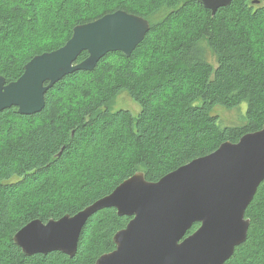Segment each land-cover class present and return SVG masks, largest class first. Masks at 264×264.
Returning <instances> with one entry per match:
<instances>
[{
	"label": "trees",
	"instance_id": "16d2710c",
	"mask_svg": "<svg viewBox=\"0 0 264 264\" xmlns=\"http://www.w3.org/2000/svg\"><path fill=\"white\" fill-rule=\"evenodd\" d=\"M120 10L151 25L130 57L111 53L93 71L68 75L36 115H0V264H96L132 218L115 209L91 217L74 258L28 257L14 237L34 220L76 215L136 173L158 182L264 127V0H234L215 16L199 0H0V77L17 81L76 26ZM123 93L140 106L137 116L113 111ZM243 103L241 127L222 128L212 115ZM246 218L247 240L226 264H264V182Z\"/></svg>",
	"mask_w": 264,
	"mask_h": 264
},
{
	"label": "water",
	"instance_id": "95a60500",
	"mask_svg": "<svg viewBox=\"0 0 264 264\" xmlns=\"http://www.w3.org/2000/svg\"><path fill=\"white\" fill-rule=\"evenodd\" d=\"M233 1L199 0L213 16ZM150 30L148 20L122 10L76 26L64 47L34 57L17 81L7 84L0 77V115L12 108L22 116L42 112L47 92L57 83L75 72L93 71L108 54L130 57ZM84 52L89 57L77 63ZM263 182L264 127L158 182L136 173L74 216L34 220L16 233L14 243L28 257L59 252L74 258L87 221L115 209L132 220L115 235L116 250L96 264H226L247 240L246 212ZM195 224L198 230L185 238Z\"/></svg>",
	"mask_w": 264,
	"mask_h": 264
},
{
	"label": "rangeland",
	"instance_id": "374dc122",
	"mask_svg": "<svg viewBox=\"0 0 264 264\" xmlns=\"http://www.w3.org/2000/svg\"><path fill=\"white\" fill-rule=\"evenodd\" d=\"M209 56L212 58L210 54ZM119 110L130 111L134 116H137L140 113L141 108L130 98V96H128L126 93H123L118 97L113 107L114 112ZM247 110V103H243L240 107L233 110H228L218 106L213 110L212 115L219 118V124L222 128L241 127L246 123Z\"/></svg>",
	"mask_w": 264,
	"mask_h": 264
},
{
	"label": "flooded vegetation",
	"instance_id": "af4514ba",
	"mask_svg": "<svg viewBox=\"0 0 264 264\" xmlns=\"http://www.w3.org/2000/svg\"><path fill=\"white\" fill-rule=\"evenodd\" d=\"M116 250V249H115Z\"/></svg>",
	"mask_w": 264,
	"mask_h": 264
}]
</instances>
